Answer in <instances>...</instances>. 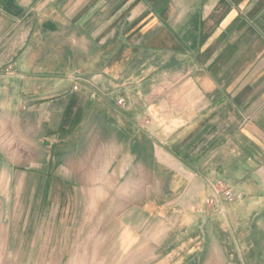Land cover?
I'll return each instance as SVG.
<instances>
[{
	"label": "crops",
	"instance_id": "1",
	"mask_svg": "<svg viewBox=\"0 0 264 264\" xmlns=\"http://www.w3.org/2000/svg\"><path fill=\"white\" fill-rule=\"evenodd\" d=\"M84 142L114 166L91 184L68 167ZM12 195L81 230L106 201L140 262L264 264V0H0Z\"/></svg>",
	"mask_w": 264,
	"mask_h": 264
},
{
	"label": "rangeland",
	"instance_id": "2",
	"mask_svg": "<svg viewBox=\"0 0 264 264\" xmlns=\"http://www.w3.org/2000/svg\"><path fill=\"white\" fill-rule=\"evenodd\" d=\"M87 124L86 130L89 132L86 134L90 135L89 137L93 136L91 139L87 136L89 141L98 139L96 137L98 135L101 138L102 134L95 132L94 127L89 128L90 118ZM105 153L106 150L93 148L89 142H84L83 147L76 151L77 158L74 164L76 154L70 153L72 163L68 167L81 174L83 183L91 184L87 179L88 175H102L114 170V166L107 163ZM147 185V194H152L154 182L148 181ZM36 199L40 198L14 195L1 198L0 264H153L150 261L140 262L136 259L139 246H134L130 255L124 252L127 246L121 243L123 222L120 213L110 212V204L106 201L102 204L97 219L100 227L96 228L97 222L93 224L88 222L86 224H89V227L81 230L69 226L60 227L59 220H54L59 214H56V211L50 214L41 206L38 208ZM116 209L117 206L115 211ZM132 220L137 218L132 217ZM78 236L79 240H82L80 244H76Z\"/></svg>",
	"mask_w": 264,
	"mask_h": 264
},
{
	"label": "built area",
	"instance_id": "3",
	"mask_svg": "<svg viewBox=\"0 0 264 264\" xmlns=\"http://www.w3.org/2000/svg\"><path fill=\"white\" fill-rule=\"evenodd\" d=\"M72 80L74 81V89L77 90L79 88V82L81 80L80 72H75L71 75ZM119 104L124 103V98H120L118 100ZM221 195H224L228 200H234L233 189L230 186H216L214 187V195L212 197L207 198V203L213 205L215 203L216 198H219Z\"/></svg>",
	"mask_w": 264,
	"mask_h": 264
}]
</instances>
